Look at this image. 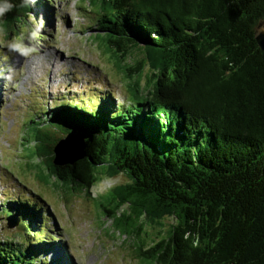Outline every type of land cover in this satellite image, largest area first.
<instances>
[{
    "label": "trees",
    "instance_id": "trees-1",
    "mask_svg": "<svg viewBox=\"0 0 264 264\" xmlns=\"http://www.w3.org/2000/svg\"><path fill=\"white\" fill-rule=\"evenodd\" d=\"M86 2L83 31L107 42L121 72L141 77L157 62L153 90L129 106L108 97L98 109L72 101L41 109L30 121L38 125L32 143L48 175L87 193L101 177L126 176L102 209L133 236L142 218L158 232L171 218L165 236L137 249L142 264H264V52L254 39L264 0ZM51 3L0 0L12 6L0 16L2 35L19 33L30 17L46 23ZM130 53L141 55L132 67L123 64ZM69 135L81 141L82 156L56 165L55 147ZM11 198L1 215L13 214L23 232L34 224L30 235L40 236L52 220L46 205ZM57 235L27 246L5 238L0 264H45L43 246H65Z\"/></svg>",
    "mask_w": 264,
    "mask_h": 264
},
{
    "label": "rangeland",
    "instance_id": "rangeland-1",
    "mask_svg": "<svg viewBox=\"0 0 264 264\" xmlns=\"http://www.w3.org/2000/svg\"><path fill=\"white\" fill-rule=\"evenodd\" d=\"M49 1L52 3L43 16L50 18L46 23L38 25L30 17L16 26L19 33L12 32L8 38L0 30V208L11 197L40 200L46 205L52 222L48 220L40 236L59 234L65 246L60 242L43 246L40 255L45 264H142L136 256L139 246L147 247L154 237L165 236L173 220L163 219L158 232L160 225L152 230L142 218L143 228L135 237L114 227L102 209L109 204L104 195L129 183L127 177H101L89 193L55 182L34 152L32 140L38 125L30 121L41 109L66 105L67 101L97 109L101 98L103 102L113 98L116 106L141 102L153 90L150 74L158 64L152 62L151 70L145 67L141 77L127 76L116 67L117 55L107 42L90 36L93 30L83 31L89 24L81 11L87 8L86 0ZM10 43L22 45L25 52L10 51ZM140 56L130 53L123 64L132 67ZM138 81V89L131 87ZM146 84L150 89H145ZM125 210L123 206L118 212ZM12 215L0 213V241L16 238L27 246L40 237L30 235L37 232L34 224L23 232Z\"/></svg>",
    "mask_w": 264,
    "mask_h": 264
},
{
    "label": "water",
    "instance_id": "water-1",
    "mask_svg": "<svg viewBox=\"0 0 264 264\" xmlns=\"http://www.w3.org/2000/svg\"><path fill=\"white\" fill-rule=\"evenodd\" d=\"M254 39L259 47V49L264 52V22L261 23L255 29ZM73 137L75 139H71ZM81 141L73 136L69 135L67 138L60 140L55 147V159L54 164L64 165L67 163H72L82 156L81 152ZM80 145V146H79ZM17 224V222H14ZM12 226H15V224Z\"/></svg>",
    "mask_w": 264,
    "mask_h": 264
},
{
    "label": "clouds",
    "instance_id": "clouds-1",
    "mask_svg": "<svg viewBox=\"0 0 264 264\" xmlns=\"http://www.w3.org/2000/svg\"><path fill=\"white\" fill-rule=\"evenodd\" d=\"M23 4H24V6H27L29 4V0H23ZM11 7L12 6L9 4L0 5V16H2L6 11L10 10ZM35 36H36V33L33 32L32 33V39H35ZM8 48L10 51H17V52H20L21 54H23L25 52V48L18 43H10L8 45ZM31 50L34 51L35 49L33 48Z\"/></svg>",
    "mask_w": 264,
    "mask_h": 264
}]
</instances>
